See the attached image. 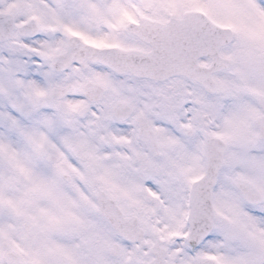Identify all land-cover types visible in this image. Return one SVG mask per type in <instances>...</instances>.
Masks as SVG:
<instances>
[{
	"label": "snow or ice",
	"instance_id": "1",
	"mask_svg": "<svg viewBox=\"0 0 264 264\" xmlns=\"http://www.w3.org/2000/svg\"><path fill=\"white\" fill-rule=\"evenodd\" d=\"M0 264H264V0H0Z\"/></svg>",
	"mask_w": 264,
	"mask_h": 264
}]
</instances>
